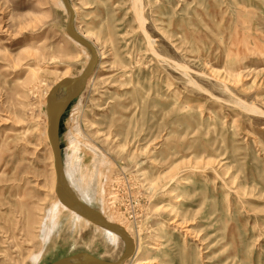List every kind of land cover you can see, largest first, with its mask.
I'll return each mask as SVG.
<instances>
[{"label": "rangeland", "instance_id": "obj_1", "mask_svg": "<svg viewBox=\"0 0 264 264\" xmlns=\"http://www.w3.org/2000/svg\"><path fill=\"white\" fill-rule=\"evenodd\" d=\"M70 1L100 57L61 119L64 170L133 235L125 264H264V0ZM67 20L62 0H0V264L125 249L50 212L52 97L91 57Z\"/></svg>", "mask_w": 264, "mask_h": 264}, {"label": "water", "instance_id": "obj_2", "mask_svg": "<svg viewBox=\"0 0 264 264\" xmlns=\"http://www.w3.org/2000/svg\"><path fill=\"white\" fill-rule=\"evenodd\" d=\"M64 7L68 14L66 31L68 35L77 43L85 46L91 53L88 61L81 74L75 78L67 79L62 88L61 98L51 110L49 118V141L52 146L54 156V166L56 171V189L62 187L66 191V205L68 208L74 210L81 216L90 221L115 231L124 241L125 249L123 254L114 261H108L98 258L91 254H76L69 257L62 258L58 264H125L131 258L136 249L134 239L129 233L119 224L107 220L100 211L92 208L83 202L74 192L64 172V164L62 159V151L60 144V125L61 119L69 105L75 100L84 90L88 79L94 74L98 63V53L94 44L82 36L76 29L74 23V10L70 0H62ZM53 264V263H52Z\"/></svg>", "mask_w": 264, "mask_h": 264}, {"label": "bare ground", "instance_id": "obj_3", "mask_svg": "<svg viewBox=\"0 0 264 264\" xmlns=\"http://www.w3.org/2000/svg\"><path fill=\"white\" fill-rule=\"evenodd\" d=\"M61 1V0H60ZM139 2V1H138ZM72 7H73V10H74V13H75V7H74V5L72 4ZM77 29V28H76ZM77 31L82 35V36H84L86 39H88V40H90V36H91V34L89 33V32H81V31H79L78 29H77ZM240 40V39H239ZM77 43V42H76ZM40 44H42V39H40V40H30V41H28V42H26V43H24L23 45H21V47H20V51H22V52H24V51H27V50H30V49H32V48H34L35 46H37V45H40ZM238 44V43H237ZM240 44V43H239ZM95 45V44H94ZM97 50V49H96ZM98 53V59H99V57H100V52L98 51L97 52ZM89 60V59H88ZM98 64V63H97ZM35 73V72H34ZM94 75V74H93ZM93 75L88 79V81H90V79H92V77H93ZM66 81V80H65ZM65 81H63L62 83H61V90L59 89V91H57L56 93L57 94H55V98L54 97H52V101H51V105H50V113H49V118H50V114H51V110H52V107L56 104V103H58V101L60 100V96H61V92H62V88H63V84H64V82ZM88 81H87V83H88ZM53 96H54V94H53ZM72 149V148H71ZM83 150V149H82ZM80 151V150H79ZM97 161H98V159H96ZM100 161H101V159H100ZM104 163V162H103ZM93 165V164H92ZM96 166V165H95ZM67 167H70V166H67ZM97 168V167H96ZM77 169V168H76ZM78 169H79V167H78ZM98 169H99V167H98ZM69 173L70 174H72V172L74 171V168L73 167H70L69 168ZM91 171V170H90ZM107 171V170H106ZM64 172H65V170H64ZM95 173V172H94ZM65 175H66V172H65ZM74 175V174H73ZM95 175V174H94ZM79 178V177H78ZM84 178H85V176H84ZM93 179V178H92ZM84 180V179H83ZM93 182V181H92ZM82 183L83 182H81V185H82ZM84 185V184H83ZM87 185V184H86ZM85 190H87V189H85ZM57 193H58V195H59V197H60V200H58L57 202H55V204H54V206L50 209V212H51V214L54 216L56 213H57V210L59 209L61 212H63V211H67V213L72 217V218H74L75 220H76V222H77V224L79 225V224H81V223H84L85 225H87V226H90L91 224H94V222H92V221H90L89 219H87V218H85L84 216H81L80 214H78L77 212H75L74 210H72V209H70V208H68V206L66 205V191H65V189L64 188H62V187H58L57 188ZM87 195V194H86ZM92 195V194H91ZM55 207V208H54ZM102 213V215L107 219V220H109V221H111V222H115V223H117V224H119L120 226H122L128 233H129V235L132 237V238H134L133 237V235L131 234V232L129 231V229L124 225V224H122L120 221H117V220H115V219H113V218H111V217H107L103 212H101ZM96 224V223H95ZM98 227H100V228H102L103 229V231H104V233L107 235V237H108V239L112 242V243H116V241L117 240H119L118 239V234L115 232V231H113V230H111V229H109V228H106V227H102V226H100V225H98V224H96ZM96 230H98V228L96 229ZM118 235V236H117ZM135 246H136V248H137V243H136V241H135ZM41 255V254H40ZM34 257V259H38L39 258V255H34L33 256ZM59 262H61V261H55L53 264H58ZM148 262V261H147ZM146 262V263H147Z\"/></svg>", "mask_w": 264, "mask_h": 264}]
</instances>
